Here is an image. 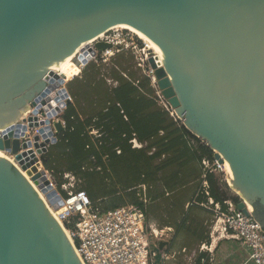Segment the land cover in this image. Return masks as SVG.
<instances>
[{
    "label": "water",
    "instance_id": "obj_1",
    "mask_svg": "<svg viewBox=\"0 0 264 264\" xmlns=\"http://www.w3.org/2000/svg\"><path fill=\"white\" fill-rule=\"evenodd\" d=\"M110 28L136 30L158 46L165 65L149 63L162 95L227 164L238 209L250 204L264 228V0H0V150L19 165L0 156V264H83L23 171L54 210L64 206L37 156L65 131L49 118L47 95L57 84L48 76L64 84L52 72L59 61ZM18 122L28 126L24 137ZM169 245H153L157 263Z\"/></svg>",
    "mask_w": 264,
    "mask_h": 264
},
{
    "label": "trees",
    "instance_id": "obj_2",
    "mask_svg": "<svg viewBox=\"0 0 264 264\" xmlns=\"http://www.w3.org/2000/svg\"><path fill=\"white\" fill-rule=\"evenodd\" d=\"M134 59L130 52L116 53L107 62L88 63L81 78L70 81L73 101L61 116L65 131L57 135L43 162L59 185L66 181L65 173H72L78 180L75 189L85 191L103 210L138 204L148 222L152 202L189 183L198 184L190 207L208 201L201 193L202 160H213L215 153L159 103L151 79L140 74V68L132 69ZM107 76L116 85L108 84ZM93 130L101 135H93ZM134 139L139 146H134ZM207 181L215 202H240L238 195L228 194L231 187L218 174L208 173ZM173 210L171 214H177ZM185 223L183 218L181 224ZM207 227L203 243L211 239Z\"/></svg>",
    "mask_w": 264,
    "mask_h": 264
},
{
    "label": "built area",
    "instance_id": "obj_3",
    "mask_svg": "<svg viewBox=\"0 0 264 264\" xmlns=\"http://www.w3.org/2000/svg\"><path fill=\"white\" fill-rule=\"evenodd\" d=\"M120 35H122V33ZM123 39L125 44L121 42L120 36L117 38L118 41L116 42L111 37L104 36L97 41L111 43L113 45L112 48L99 50L95 46L96 41L90 44L91 49L88 48L83 50L77 57L81 54L86 56L84 51L91 50V55L88 57L86 56L88 58V64L92 59H96L98 51L102 52L100 60L107 62L116 53L126 51L130 52L135 57L136 52L140 56L142 52L144 53V51L147 50L146 42H144L143 45L140 41L134 40L131 36ZM113 49L116 50L115 53ZM93 51H95V53H93ZM145 54L147 61L143 55L138 57L139 67L143 70V73L151 79V84L156 90L159 103L163 105L173 117H177L175 116L174 109L158 88L155 72L150 66V57H154L159 65L156 54H148V50ZM87 64L81 63L80 66L81 68H85ZM80 72H82V70ZM79 75H81V73L77 76ZM124 75L127 77L126 74ZM68 100L71 102L73 101L69 91L68 95L65 96L63 106L61 105L60 107V113L67 107ZM60 113L57 112V115ZM57 115L51 118V120L55 121L60 119L57 118ZM61 120L65 125V121L63 119ZM53 131H55V127ZM37 133L38 131L36 129L28 133L29 135L27 134L25 139H28V137L33 138L34 134ZM91 133L97 137L101 135L98 133V130H93ZM133 143L134 146H139L135 139ZM50 146H48V149ZM119 152L120 150H118V153ZM46 153L37 154L41 162L39 170L45 171L49 185L52 189L57 190L64 199L65 204L63 208H65L66 211L61 215L62 226L83 264H158L155 257L156 252L153 250V245L150 243V236L152 235L148 234L149 224L147 222V215L145 209L141 205L127 204L114 209L103 210L100 205H96L91 201L85 191L75 189L78 180L72 173H65L64 178L66 181L59 185L53 171L47 169L44 165L43 158ZM202 165L203 181L201 184V193H205L208 196V201L201 204L197 202V204H200L214 216L210 226V238L212 240L216 238L237 240L248 248L250 261L255 264H264V228L255 221L253 210L247 207L248 211L244 212L238 209L237 205L231 199L224 201L223 204L226 208L223 207L222 203L215 202L209 194L207 174H219V171H226L224 164L219 163L214 157L213 160L204 158L202 160ZM223 179L227 182L228 186L231 187V183H228V181H230L228 173ZM143 190L145 192V186H143ZM143 197L144 199H142L144 202H147L146 196ZM150 228L156 238L165 233V230L160 231L155 228L153 224H150ZM170 231L171 229H169V232ZM209 243H202L199 247V252H212L211 246L208 245ZM197 260L198 257L194 260L191 257L189 258L188 264H198ZM206 261V258H202L201 264H205Z\"/></svg>",
    "mask_w": 264,
    "mask_h": 264
},
{
    "label": "crops",
    "instance_id": "obj_4",
    "mask_svg": "<svg viewBox=\"0 0 264 264\" xmlns=\"http://www.w3.org/2000/svg\"><path fill=\"white\" fill-rule=\"evenodd\" d=\"M197 185L189 183L175 191L167 192L164 198L150 204L148 222L161 226L163 229L160 230H166L167 237L163 239L170 242L164 250L162 261L158 264H185L183 254L190 258L188 252L200 247L203 243L202 235L208 228L207 222L213 219V215L204 207H190L198 189ZM246 206L249 208L248 203ZM170 209H176L173 211H178L177 214H171ZM183 218L186 219L185 224H181ZM168 221L170 222L167 223ZM169 229H171L170 233ZM208 245L211 246L212 252L196 251L201 262L202 258H206L210 264H255L249 259L248 248L237 240L216 238L211 239ZM187 262L189 263L188 259Z\"/></svg>",
    "mask_w": 264,
    "mask_h": 264
},
{
    "label": "bare ground",
    "instance_id": "obj_5",
    "mask_svg": "<svg viewBox=\"0 0 264 264\" xmlns=\"http://www.w3.org/2000/svg\"><path fill=\"white\" fill-rule=\"evenodd\" d=\"M113 29H116V28H110V29H107L106 31H104V32H102V33H100L99 35H97L96 37H94V38H92V39H90V40H87V41H85V42H83V43H81L76 49H75V51L72 53V55H70V56H67V57H65L63 60H60L59 61V63H58V65H57V67L52 71V72H54V73H57V74H59V75H63L64 74V72H66L67 71V69L70 67V65H72V63L74 62V59L78 56V54L80 53V52H82L83 50H86V49H91V47H90V44H93V43H95L97 40H99V39H101V38H103L108 32H109V30H113ZM123 29H127V30H130L131 32H133L134 34H137L139 37H140V39L141 40H144V41H147L146 42V44H147V46L150 44V46L154 49V53H151V54H156V56H157V59H158V63H159V65L160 66H164L165 65V60H164V58L160 55V52H159V49H158V46L156 45V44H154V43H152V42H150L142 33H140V32H138V31H136V30H132V29H128V28H123ZM148 49V54L150 53V50H149V48H147ZM91 50L89 51H86L85 53H86V56L88 57L89 55H91ZM76 66H78L77 64H75ZM70 72V71H69ZM51 77V81L52 82H50V83H53V82H55V83H53V84H57L56 85V89L55 90H53L51 93H48V99H49V108L51 109V113H50V117L49 118H54L56 115H57V108H59V107H61V105L64 103V101H65V89H64V87H61V86H59L58 85V81L57 80H54V78H53V76H48V79ZM58 86V87H57ZM55 96V97H52V96ZM29 115V113H25V114H23V116H28ZM17 125H18V130H17V136H20V137H24V134L25 133H27V132H29L28 131V126L25 124V123H23V122H18L17 123ZM25 127H27V129H25ZM49 136H53V133H49ZM38 154V153H37ZM0 156L1 157H5V158H9L10 160H12V162L15 164V165H17V166H19L18 165V163L16 162V160L14 159V157H12V156H9L8 154H6L5 152H3V151H1L0 150ZM226 167H227V169H228V171H227V169H226ZM224 168H225V170H226V172L228 173V176H229V178L230 177H232V171L228 168V166H227V164L225 163L224 164ZM23 174L26 176V178L33 184V186H35L34 185V183H33V181H32V179H31V177L29 176V175H27L26 174V172H24L23 171ZM47 179V178H46ZM48 180V179H47ZM34 188H36V190H37V192L40 194V196H41V198H43V200H45V202L47 203V205H48V207L52 210V212H53V214H54V216H55V218L58 220V222L62 225V222H61V215L66 211V209L65 208H61V209H59V210H53L52 208H51V206L48 204V202L46 201V198H45V196L42 194V192L41 191H39V189L35 186ZM238 191V190H237ZM239 192V191H238ZM250 204H249V209H251L250 208ZM160 234H163V233H161V232H159Z\"/></svg>",
    "mask_w": 264,
    "mask_h": 264
},
{
    "label": "rangeland",
    "instance_id": "obj_6",
    "mask_svg": "<svg viewBox=\"0 0 264 264\" xmlns=\"http://www.w3.org/2000/svg\"><path fill=\"white\" fill-rule=\"evenodd\" d=\"M122 33V35H120ZM106 36H108V37H111L115 42L116 41H118L117 40V38L120 36V39H121V42L123 43V44H125L124 43V39L123 38H128L129 36H131L134 40H138V41H140L143 45H144V42H147V41H144V40H141V39H139L140 37L137 35V34H134L133 32H131L130 30H127V29H123V28H116V29H113V30H109V32L105 35V37ZM145 47H146V45H145ZM146 48H149V50H150V53H154V49L150 46V44L146 47ZM114 50V53L116 52V50L115 49H113ZM148 50V49H147ZM147 50L146 51H144V53L142 52V54L141 55H143V57L146 59V61H147V58H146V54L145 53H147ZM101 55H102V52H97V57H96V59H92L90 62H99V59H101ZM141 55L139 56V54L136 52V55H135V59H134V61H132L130 64H132V69H137V68H140L139 67V65H138V61H139V59H138V57H141ZM97 58H98V60H97ZM89 62V63H90ZM136 62V63H135ZM76 63L75 62H73L72 63V65H70V67L67 69V71L66 72H64V74L62 75L63 76V78H64V80H65V82H64V84H62L61 85V87H65L66 86V88H67V90H68V84L70 83V81L72 80V79H75V78H78V77H80L81 75H82V72H80L81 70L83 71L84 70V67L83 68H81V66H76L75 65ZM148 64V63H147ZM137 66V67H136ZM70 71V72H69ZM103 72H105V71H103ZM81 73V75H79V76H77L78 74H80ZM140 74H143V75H145L144 73H143V70L140 68ZM145 76H147V75H145ZM108 78H107V83L108 84H110V85H112V86H114V85H116V83H115V81H113L112 79H110L109 78V76H107ZM81 78V77H80ZM80 78H78V79H80ZM110 80V81H109ZM74 81V80H73ZM72 81V82H73ZM82 81V80H81ZM74 84H76V82L74 81ZM151 86H152V84H151ZM69 91V90H68ZM70 93V92H69ZM175 113V112H174ZM61 116H62V113H60V114H58L57 115V118H60V119H62L61 118ZM175 116H177V114L175 113ZM178 117V116H177ZM56 118V119H57ZM182 122V121H181ZM134 144V143H133ZM226 169H227V167H226ZM227 171H228V169H227ZM229 173V172H228ZM226 174H227V172L226 171H224V172H220L219 171V174H218V176L219 177H222V178H224L225 176H226ZM40 191V190H39ZM228 194L230 195V196H235V195H238L234 190H232L231 188L230 189H228ZM211 213V212H210ZM212 214V213H211ZM213 215V214H212ZM214 216H212V218H213ZM213 220V219H212ZM211 220V221H212ZM211 221H208L207 222V224H208V226H209V228H210V226H211ZM149 224V226H148V234L150 235H152V236H150V243L152 244V245H156L157 244V242L160 240V239H163V238H165V237H167V235H166V233H164V235H160L158 238H156L155 236H154V234H153V232H152V230H151V228H150V224H152V222H149L148 223ZM154 226H155V228H157L158 230H160V228H159V225H155V224H153ZM161 231V230H160ZM166 231V230H165ZM170 233V232H169ZM199 250V246L198 247H196L195 249H193V250H191L190 252H188V255L190 256V258L192 257L193 258V260L195 259V258H197L198 257V253L196 252V251H198ZM183 258L185 259V261H184V263L185 264H188V262H187V259L189 260V258H187L186 256H185V254H183Z\"/></svg>",
    "mask_w": 264,
    "mask_h": 264
},
{
    "label": "clouds",
    "instance_id": "obj_7",
    "mask_svg": "<svg viewBox=\"0 0 264 264\" xmlns=\"http://www.w3.org/2000/svg\"><path fill=\"white\" fill-rule=\"evenodd\" d=\"M232 189V188H231ZM233 190V189H232ZM239 196V195H238ZM240 197V196H239ZM246 208H247V206H246Z\"/></svg>",
    "mask_w": 264,
    "mask_h": 264
}]
</instances>
